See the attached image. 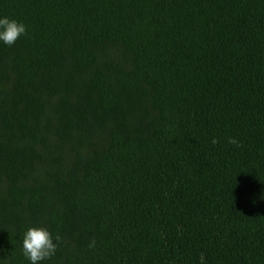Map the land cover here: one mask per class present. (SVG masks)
Segmentation results:
<instances>
[{"label":"trees","instance_id":"obj_1","mask_svg":"<svg viewBox=\"0 0 264 264\" xmlns=\"http://www.w3.org/2000/svg\"><path fill=\"white\" fill-rule=\"evenodd\" d=\"M0 15L28 26L0 43L3 264L29 227L62 237L44 264H264V0Z\"/></svg>","mask_w":264,"mask_h":264},{"label":"clouds","instance_id":"obj_2","mask_svg":"<svg viewBox=\"0 0 264 264\" xmlns=\"http://www.w3.org/2000/svg\"><path fill=\"white\" fill-rule=\"evenodd\" d=\"M27 35L28 26L24 22L0 15V43L11 47ZM217 142L218 140L213 138L212 143ZM229 142L237 143L234 138H230ZM61 242L62 237L59 234L53 236L45 227H29L24 232L22 252L29 264H44L56 254ZM94 245L95 241H92L90 247ZM0 264H3V261H0Z\"/></svg>","mask_w":264,"mask_h":264}]
</instances>
